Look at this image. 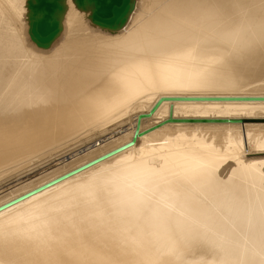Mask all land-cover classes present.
<instances>
[{"label": "bare ground", "instance_id": "bare-ground-1", "mask_svg": "<svg viewBox=\"0 0 264 264\" xmlns=\"http://www.w3.org/2000/svg\"><path fill=\"white\" fill-rule=\"evenodd\" d=\"M45 1L0 0V205L131 143L2 208L0 264H264V0Z\"/></svg>", "mask_w": 264, "mask_h": 264}, {"label": "water", "instance_id": "water-1", "mask_svg": "<svg viewBox=\"0 0 264 264\" xmlns=\"http://www.w3.org/2000/svg\"><path fill=\"white\" fill-rule=\"evenodd\" d=\"M124 1L125 0H94V4H95V10H94V18L96 21L101 22L103 24H111L113 23L117 17L123 12L124 9L123 6L124 5ZM122 2V5L120 6L119 4ZM39 8H43V9H47L49 11V9H53L54 8V4L53 3H48L45 0H39ZM35 7V5H34ZM50 12V11H49ZM44 16H46V14H44ZM50 19V18H49ZM57 29V25L56 22H47L45 20V18H41L39 21H35L31 24V32L32 35L39 41H44V40H49L52 38V36L55 35ZM46 34V35H45ZM131 142H126L120 146H117L75 168H72L71 170H68L67 172L61 174L60 176L53 178L52 180L36 187L33 188L32 190H29L28 192L13 198L12 200L1 204L0 205V210L14 202H16L19 199L25 198L26 196L36 192L37 190L41 189L44 186H47L53 182H56L57 180H60L62 178H65L69 175H72L82 169H84L85 167L103 159L106 158L108 156H110L113 153H116L117 151L123 149L124 147H126L127 145H129Z\"/></svg>", "mask_w": 264, "mask_h": 264}, {"label": "rangeland", "instance_id": "rangeland-1", "mask_svg": "<svg viewBox=\"0 0 264 264\" xmlns=\"http://www.w3.org/2000/svg\"><path fill=\"white\" fill-rule=\"evenodd\" d=\"M110 127H112V126H110ZM109 127V128H110ZM105 129H107L106 127H104V128H102V129H99V130H97V131H92L91 133L89 132V135L87 134L86 136H84V140H83V138L81 139V140H78L75 144H73V146H77V145H80V142L81 141H85V140H88L90 137L91 138H94V137H96L97 136V134L99 135V134H102V133H105ZM100 130L101 131H103V132H100ZM95 133V134H94ZM93 135V136H92ZM100 136V135H99ZM106 138H107V136H106ZM97 142V141H96ZM95 142V143H96ZM79 143V144H78ZM92 144V143H91ZM72 146V145H71ZM45 158V159H44ZM47 159H48V156H45V157H43L42 159H41V161H37V163L39 162V164H41L40 162H44V161H47ZM44 160V161H43ZM32 166V165H31ZM9 175V174H8ZM8 177V176H7ZM36 177H39V175L37 174L34 178H36ZM4 177H2V178H0V180H2ZM26 179V178H25Z\"/></svg>", "mask_w": 264, "mask_h": 264}]
</instances>
